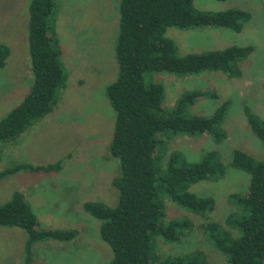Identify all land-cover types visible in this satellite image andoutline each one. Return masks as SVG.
Returning <instances> with one entry per match:
<instances>
[{"label": "trees", "instance_id": "1", "mask_svg": "<svg viewBox=\"0 0 264 264\" xmlns=\"http://www.w3.org/2000/svg\"><path fill=\"white\" fill-rule=\"evenodd\" d=\"M57 2L30 0L28 5L26 42L32 84L21 102L0 119V147L17 140L49 115L66 87L68 76L54 32ZM193 2L119 1L117 76L105 88L114 112L107 152L118 163V173L111 180L117 201L114 206L94 201L82 206L86 214L100 222L99 237L112 253L109 264H208L200 251L183 257H156L154 239L178 243L190 231L185 219L166 218L167 201L199 216V228L225 256L227 264H264V159L256 161L239 150L231 153L230 166L248 175V186L245 192L228 196L233 209L222 227L208 222L207 215L214 210L210 195L190 191L194 184L217 181L225 175L220 154L207 151L198 162L191 163L181 150L166 151L169 141L181 137L208 135L216 144L225 141L227 134L222 124L230 102H222L207 116L193 113L191 107L197 101L217 99V95L209 90L190 91L179 96L171 108H165L163 86L150 75L221 72L229 78H240V64L253 52L251 46H232L178 56L175 43L165 37L168 28H225L238 33L250 20V14L242 10L199 11ZM8 56L9 48L0 45V69L5 67ZM243 113L251 133L264 149V120L250 106H244ZM61 168L62 161L46 165L17 163L0 170V180L20 171L54 173ZM0 227L18 228L25 233L27 261L36 243H68L78 233L38 229L31 206L19 192L0 205Z\"/></svg>", "mask_w": 264, "mask_h": 264}, {"label": "rangeland", "instance_id": "2", "mask_svg": "<svg viewBox=\"0 0 264 264\" xmlns=\"http://www.w3.org/2000/svg\"><path fill=\"white\" fill-rule=\"evenodd\" d=\"M120 0H58L54 32L61 46V61L68 76L65 89L53 111L34 124L17 140L0 147V170L17 163L46 165L62 161L54 173L20 171L0 180V205L21 193L42 230H76L68 243L52 240L36 243L27 261L25 233L18 228L0 227V264H109L112 253L99 237L100 222L86 214L85 202L114 206L117 193L111 180L118 173L117 161L107 146L114 125V112L105 88L117 76L115 43ZM30 0H0V45L9 48L5 67L0 69V119L15 108L31 87L27 49L28 5ZM199 11L242 10L250 20L238 33L225 28L179 30L168 28L165 37L177 47L178 56L221 51L236 46L253 47L252 54L240 64L242 77L229 78L221 72H203L195 76L151 74L163 86V106L171 108L185 92L209 90L217 99H202L193 113L210 115L229 101L222 129L225 141L216 144L208 135L181 137L169 141L166 151L181 150L186 159L198 162L207 151H217L225 175L217 181L199 182L190 187L194 194L210 195L214 210L208 222L224 227L233 206L232 193H243L248 175L230 166L234 150L256 161L264 159L261 142L251 133L243 107L264 120V7L262 0H194ZM200 196V195H199ZM166 204V203H165ZM166 218L185 219L189 233L178 243L161 238L153 241L160 260L202 252L208 264H227L199 228L202 222L167 201Z\"/></svg>", "mask_w": 264, "mask_h": 264}]
</instances>
